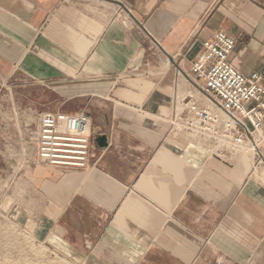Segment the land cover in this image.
<instances>
[{
  "label": "crops",
  "instance_id": "0c3cea01",
  "mask_svg": "<svg viewBox=\"0 0 264 264\" xmlns=\"http://www.w3.org/2000/svg\"><path fill=\"white\" fill-rule=\"evenodd\" d=\"M218 30L235 39L238 70L263 68L264 0H0V75L53 87L59 112L91 118L87 168L61 169L56 186L35 170L56 206L35 232L62 257L264 264V140L219 154L171 124Z\"/></svg>",
  "mask_w": 264,
  "mask_h": 264
},
{
  "label": "built area",
  "instance_id": "2783aa9c",
  "mask_svg": "<svg viewBox=\"0 0 264 264\" xmlns=\"http://www.w3.org/2000/svg\"><path fill=\"white\" fill-rule=\"evenodd\" d=\"M234 46L235 39L223 30L202 42L190 71L217 109L188 93L176 97L171 123L207 138L219 154L243 148L255 152L264 140V66L248 74L241 72L229 59ZM34 140L39 162L49 167L85 169L96 158L91 118L83 110L42 112Z\"/></svg>",
  "mask_w": 264,
  "mask_h": 264
},
{
  "label": "rangeland",
  "instance_id": "374dc122",
  "mask_svg": "<svg viewBox=\"0 0 264 264\" xmlns=\"http://www.w3.org/2000/svg\"><path fill=\"white\" fill-rule=\"evenodd\" d=\"M190 94L216 108L200 84ZM44 111H61V96L53 87L21 72L0 75V264H74L35 232L43 213L53 215L56 209L43 196L35 170L39 165L50 168L55 186L61 178L60 169L42 164L36 155L34 132Z\"/></svg>",
  "mask_w": 264,
  "mask_h": 264
},
{
  "label": "bare ground",
  "instance_id": "6f19581e",
  "mask_svg": "<svg viewBox=\"0 0 264 264\" xmlns=\"http://www.w3.org/2000/svg\"><path fill=\"white\" fill-rule=\"evenodd\" d=\"M20 264V263H19Z\"/></svg>",
  "mask_w": 264,
  "mask_h": 264
}]
</instances>
